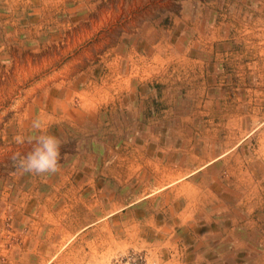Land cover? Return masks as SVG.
Wrapping results in <instances>:
<instances>
[{"label":"rangeland","instance_id":"obj_1","mask_svg":"<svg viewBox=\"0 0 264 264\" xmlns=\"http://www.w3.org/2000/svg\"><path fill=\"white\" fill-rule=\"evenodd\" d=\"M189 11L200 23L187 39ZM138 21L158 34L153 43ZM194 68L208 70L209 83L193 121L178 123L201 135L171 137L176 97L159 91L178 82L182 94ZM178 100L186 116L192 105ZM209 139L238 146L205 177H256L263 196L264 0H0V264H14L27 239L51 240L57 233L46 225L70 213L75 198L88 202L91 187H106L113 151L144 160L134 146L174 144L182 151L147 155L168 167ZM144 252L112 264H147Z\"/></svg>","mask_w":264,"mask_h":264},{"label":"crops","instance_id":"obj_2","mask_svg":"<svg viewBox=\"0 0 264 264\" xmlns=\"http://www.w3.org/2000/svg\"><path fill=\"white\" fill-rule=\"evenodd\" d=\"M205 15L201 18L205 19ZM199 16L197 12L191 17L190 11L183 15L182 22L192 25L186 29L190 31L187 39L194 33V26H199ZM138 22L139 33H144L148 43H153L157 32V35L148 34L150 23ZM178 31L177 42L184 30ZM160 37L159 33L157 39L161 41ZM182 48L176 47V50ZM208 73L194 68L189 86L181 85L185 89L182 94L178 82L169 90L159 91L161 98L176 97L172 106L177 111L171 119L177 123L193 121L196 106L200 104L197 99L209 83ZM180 95L186 106L192 105V111L186 116L178 112ZM45 104L43 101L40 105L42 114H46ZM53 109L55 114L62 112V104L58 102ZM179 125L183 124L172 128L171 137L201 135L192 122L185 123V128ZM173 145L134 146L137 153L144 151V160H136L134 155L121 157V150L113 151L117 159L110 160L107 167L108 190L102 191L106 187L99 185L96 191L91 187L90 194L94 195L88 202L75 198L70 213L44 225L47 231L57 234L51 240L43 239L40 246L27 239L26 249L16 251L14 264H35L34 260L38 264H112L116 257L131 249H144L150 259L147 264H264V195L258 194L263 192L259 181L251 176L250 181L241 178L222 181L220 173L218 177H205L209 169H212L211 174L217 172L216 168L221 169L228 162L224 160L226 153L238 145L223 146L214 141L210 143V139L194 143L186 149L189 153L184 163L178 159L171 161L170 168L163 167L161 158L147 160V155L153 156L164 147L168 152L182 151ZM202 177L204 184L200 183ZM212 183L218 185L212 188Z\"/></svg>","mask_w":264,"mask_h":264}]
</instances>
